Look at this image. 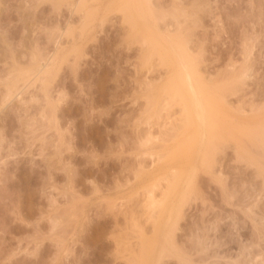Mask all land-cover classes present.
<instances>
[{"label": "rangeland", "instance_id": "374dc122", "mask_svg": "<svg viewBox=\"0 0 264 264\" xmlns=\"http://www.w3.org/2000/svg\"><path fill=\"white\" fill-rule=\"evenodd\" d=\"M263 126L264 0H0V264H264Z\"/></svg>", "mask_w": 264, "mask_h": 264}, {"label": "bare ground", "instance_id": "6f19581e", "mask_svg": "<svg viewBox=\"0 0 264 264\" xmlns=\"http://www.w3.org/2000/svg\"><path fill=\"white\" fill-rule=\"evenodd\" d=\"M136 23V22H135ZM136 27V26H135ZM167 42V41H166ZM162 46V45H161ZM154 47V46H153ZM157 47H158V45H157ZM155 50V49H154ZM153 50V51H154ZM162 51L165 53V54H168V53H171V51H172V49L169 47V45H165V46H162ZM160 52V51H159ZM180 52V51H179ZM183 58H185V57H182L178 62H177V65H176V67H175V70L176 71H178L179 73L178 74H181L183 77H182V80L179 82V81H177L178 80V78H177V75L175 74V73H173L172 74V79H171V85L172 86H174V88H175V91H174V93L178 96H181V98H184L186 101H187V104H188V109L187 108H185V110L187 109V111H186V113H189V115L187 116V118L189 119V120H187V118H186V121L187 122H189L188 124H187V126L186 127H188L189 128V126L190 125H192V122L193 121H190L191 120V116H193V111L195 110V109H197L198 111V113H199V115H198V117H197V119H199V124H200V126H202V127H205L204 128V130L202 131V132H200L199 133V137H200V140L204 143V144H206V145H209V147H212L211 145L212 144H214L215 145V140H214V142H213V138L214 139H216V137H218V142H220V140L219 139H223L224 137L221 135V134H223L224 135V133H221V131H222V129L221 128H223V127H220V126H218V125H222L223 123L222 122H224V123H226V124H230V123H228V122H226V121H224V120H221L220 122H221V124H219L220 122H219V120H218V125H216V123H213V121H214V119L213 118H215L216 119V121H217V115H216V113H215V110H213L214 109V107H211V104H209V102H208V104H209V106L211 107V108H213V109H211V110H209V112L210 111H212V116L214 115L213 113H215V116H213V121L211 120V122H210V120L208 119V118H206V114H208V110H206V103H207V99H204L205 97L203 96V90H202V86L200 85V84H197L196 82V84L194 83V81L197 79V74H196V72L194 71V69H192L188 64L189 63H187L186 61H187V59L185 58V59H183ZM53 62V61H52ZM176 64V63H175ZM50 65V64H49ZM51 66V65H50ZM54 66V65H53ZM48 68V67H47ZM174 71V70H173ZM176 71H174V72H176ZM47 73V72H46ZM45 73V74H46ZM172 73V72H171ZM177 73V72H176ZM48 74V73H47ZM242 74V73H241ZM244 74V73H243ZM235 76V75H234ZM239 76H241V75H239ZM244 76V75H243ZM237 77V76H236ZM240 78V77H239ZM239 78H237V79H239ZM241 78L242 79H244L242 76H241ZM34 79V78H33ZM241 79V80H242ZM30 80V79H29ZM212 81V80H211ZM233 81V80H232ZM240 81V80H239ZM30 82V81H29ZM237 82V81H236ZM235 82V83H236ZM239 83V82H238ZM225 84V83H224ZM237 84V83H236ZM243 84V83H242ZM235 85V84H234ZM223 86H226V84L225 85H221V87L222 88H217V90L218 89H220V91L221 90H223L224 88H223ZM239 86H240V84H239ZM26 87H28V86H26ZM11 88V87H10ZM13 88H15L14 86H13ZM12 88V89H13ZM18 89H19V87H17ZM25 89V88H24ZM13 91H14V89H13ZM18 92V91H17ZM221 92H223V91H221ZM11 93H12V91L10 92V95H11ZM210 94V93H209ZM8 95V94H7ZM15 95V94H14ZM19 95H20V93H19ZM22 95V94H21ZM205 95V94H204ZM222 95V94H221ZM19 97V96H18ZM212 98V97H211ZM216 98V97H215ZM12 99V98H11ZM209 99V98H208ZM223 99L225 100V97H224V95H223ZM8 100V99H7ZM183 100V99H182ZM210 101V100H209ZM208 104H207V106H208ZM215 104V103H214ZM217 105V104H216ZM208 106V107H209ZM186 107V106H185ZM210 109V108H209ZM219 111V110H218ZM224 112V111H223ZM187 115V114H186ZM226 115H224L222 118H224ZM220 118H221V116H219ZM221 118V119H222ZM209 121H208V120ZM227 119V118H226ZM228 120V119H227ZM207 121H208V123L210 122V124L208 125L207 124ZM215 121V122H216ZM190 122H191V124H190ZM226 124H224V125H226ZM250 125V124H249ZM260 125V124H259ZM228 126H230V125H228ZM264 127V126H263ZM251 128V130L252 129H254L255 131H254V133H253V131H252V133L254 134V135H256L255 134V132L257 131L258 132V130H256V129H258V128H260L259 126H258V128L256 127V129L253 127H250ZM218 129H221V130H219L218 131ZM225 129V128H224ZM223 129V130H224ZM263 129V131H264V128H262ZM234 130V129H233ZM243 130V129H242ZM247 130H249V129H247ZM187 131V130H186ZM225 131V130H224ZM226 131H229L228 129L226 130ZM225 131V132H226ZM244 131V130H243ZM262 130H260V132H261ZM216 132H219L220 133V136L221 137H223V138H219L220 136L218 135L219 133H217V135L218 136H216ZM256 132V133H257ZM239 133V132H238ZM238 133H237V136H238ZM246 133V132H245ZM247 133H250L249 131L247 132ZM251 133V134H252ZM264 133V132H263ZM263 133H260V135L261 134H263ZM193 134V133H192ZM230 134V133H229ZM232 134V133H231ZM233 134H235L234 132H233ZM244 135V133H241L240 132V134L239 135ZM257 134H259V133H257ZM192 136H194V135H191V137L190 136H188V137H190V138H192ZM249 136V135H248ZM251 136V135H250ZM259 136V135H258ZM264 137V136H263ZM262 137V138H263ZM185 138H187V137H185ZM195 137H193L192 139H190L189 140V142H195V141H193V139H194ZM225 138H227L226 136H225ZM225 138H224V140H225ZM229 138V137H228ZM240 138V136L239 137H237V140ZM230 139V138H229ZM233 139H234V137H233ZM236 139V138H235ZM257 139V138H256ZM223 140V141H224ZM237 140H236V142H237ZM251 141V140H250ZM253 141V140H252ZM258 141H260V139H258ZM186 142V141H185ZM239 142H241V139H239ZM220 143H222V140H221V142ZM242 143V142H241ZM263 143V142H262ZM184 144V143H183ZM190 144V143H189ZM236 144V143H235ZM206 145H205V148H209V147H206ZM213 145V146H214ZM216 146V145H215ZM236 146H239V143L238 144H236ZM187 147V146H186ZM194 147V146H193ZM192 147V148H193ZM239 147H241L240 149L242 150V152H244V153H246V151L245 150H243L244 148L242 147V146H239ZM263 147V146H262ZM191 148V149H192ZM243 148V149H242ZM190 149V148H189ZM213 149V148H212ZM215 149H218V148H215ZM215 149H213V150H215ZM246 149V148H245ZM216 151V150H215ZM208 152V151H207ZM241 152V151H240ZM205 153H206V151H205ZM210 153H212L211 155H212V160H211V163H213V160H214V158L213 157H215V155L213 154V151H210ZM215 153V152H214ZM238 153V152H237ZM205 155V154H204ZM209 154H207L206 153V156L207 157H209L208 156ZM214 155V156H213ZM241 155V154H240ZM244 156H245V154H244ZM243 155H242V157H244ZM211 157V156H210ZM247 157V156H246ZM204 158H202V161L204 162L205 161V159H206V161H208L210 158H208V160H207V158H205L204 160H203ZM255 160V159H254ZM205 161V162H206ZM215 161V160H214ZM202 164V163H201ZM204 166V165H203ZM195 167H193L192 166V169H191V171L192 170H196V169H194ZM196 172V171H195ZM197 173V172H196ZM190 175V174H189ZM194 175H196V174H193L191 177H193V178H195L194 177ZM176 179V178H175ZM191 179V178H190ZM189 179V180H190ZM193 180V179H192ZM188 183V185H190V182L188 181L187 182ZM172 184V183H171ZM156 185V184H155ZM154 185V186H155ZM171 186V185H170ZM151 187H153V186H151ZM188 187H190V186H188ZM155 188V187H154ZM147 189V188H146ZM153 189V188H152ZM175 189V188H174ZM190 189H192V188H190ZM187 190H188V188H187ZM186 190V191H187ZM174 191V190H173ZM172 191V192H173ZM167 192V191H166ZM149 193L151 194V204L152 205H156L157 204V202L155 201L156 199L154 198V196H155V194L152 192V190H149ZM184 193V192H183ZM153 194V195H152ZM184 196V195H183ZM150 197V196H149ZM156 197V196H155ZM168 197V196H167ZM185 197V196H184ZM183 197V198H184ZM166 198V197H165ZM185 199V198H184ZM183 200V199H182ZM182 200H180V201H182ZM158 201H160V200H158ZM164 203H165V200L163 201ZM162 201H160L159 203L160 204H163L164 205V203H163ZM149 205V204H148ZM159 205V204H158ZM162 206V205H161ZM159 207V213H157L156 215H157V219L155 218V216L152 214V216H154V222H153V225H154V229H158V225L161 223V221H160V218H162V216H163V214L165 213V211H167V214H168V212H170V211H168L166 208L164 209V207L162 208V207ZM156 208H158L157 207V205H156ZM153 209H155V207L153 208ZM152 210V209H151ZM179 210V209H178ZM178 210H177V212H178ZM156 211V210H155ZM151 213H153V211H151ZM166 214V215H167ZM180 214H181V212H180ZM170 216V215H169ZM168 216H167V219H166V221L168 220ZM152 219V218H151ZM156 219V220H155ZM165 221V218H164V220L162 221V222H164ZM155 223V224H154ZM163 224V223H162ZM156 225V226H155ZM156 227V228H155ZM152 241V240H151ZM149 243V248H150V246H151V252H147V253H145L146 255L143 257V259L141 260V261H137V263L138 264H145V263H147V261L149 260V258H150V256H151V254L150 253H152L153 252V245L150 243V242H148ZM167 249V248H166ZM163 252V251H162ZM143 253V252H142ZM144 254V253H143ZM160 254V253H159ZM142 254H140L139 255V257L141 256ZM142 257V256H141ZM259 261V260H258ZM260 262V261H259ZM136 262H133V264H137Z\"/></svg>", "mask_w": 264, "mask_h": 264}]
</instances>
